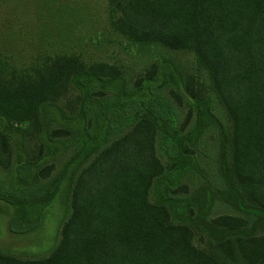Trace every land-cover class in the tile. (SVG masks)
<instances>
[{
    "label": "trees",
    "instance_id": "16d2710c",
    "mask_svg": "<svg viewBox=\"0 0 264 264\" xmlns=\"http://www.w3.org/2000/svg\"><path fill=\"white\" fill-rule=\"evenodd\" d=\"M106 1L111 30L136 45L191 52L209 92L165 59L152 62L132 89L116 66L86 65L72 54L10 68L11 78H0V164L15 153L9 186L0 185V201L11 209L7 229H34L57 198L69 212L47 254L0 250V264H235L237 255L240 264H264V0ZM167 84L186 108L176 128L149 106L153 89ZM70 91L77 104L65 114L58 98ZM212 96L228 127L213 114ZM129 104L140 112L116 122ZM24 121L37 126L33 158L18 126ZM53 122L58 126L50 128ZM215 128L223 185L194 209L197 196L174 195L186 190L181 178L194 166L196 141ZM67 136L75 151L51 176ZM220 198L239 215L209 217ZM195 232L216 245L212 253L194 245Z\"/></svg>",
    "mask_w": 264,
    "mask_h": 264
},
{
    "label": "rangeland",
    "instance_id": "374dc122",
    "mask_svg": "<svg viewBox=\"0 0 264 264\" xmlns=\"http://www.w3.org/2000/svg\"><path fill=\"white\" fill-rule=\"evenodd\" d=\"M54 54L78 56L86 65L102 61L116 66L122 71L130 89H132L134 79L139 77L152 62L159 63L165 59L169 60L184 77L192 76L195 80L204 82L206 94L209 92L205 84V74L196 67L191 52L169 50L159 45H136L111 30L107 21L106 0H0V60L2 63L0 64V78L3 80L11 78L10 68L13 66L19 71V67L29 68L41 64L47 56ZM171 89L173 86L170 84L154 88L149 106L158 116L166 118L169 124L176 128L180 126L186 108L176 103L171 97L169 92ZM70 92L58 98V104L65 114H71L77 104L75 92ZM105 96L108 97V95ZM211 104L213 114L228 127L227 118L213 96ZM139 112L137 107L126 105L117 116L116 122L123 124ZM193 123L194 117L192 116L183 132L190 129ZM18 126L24 128V145L30 158H33L38 145L37 126L34 128L25 121ZM56 126L58 125L53 122L50 128ZM125 128H114L115 133L112 138L123 133ZM65 138L69 140L68 146L53 160L54 170L51 176L58 173L65 159L75 151L74 142L69 136ZM217 141L216 128L209 129L200 135L189 158L194 166L191 170L184 172L181 178V183L186 185V190H179L174 195L178 198L183 197V194H189L191 198L197 196L201 201L197 200L196 203L193 201L194 209L199 208L208 199L209 193L214 195L213 192H218L223 185L217 167L219 155ZM42 148V151L44 148L47 149ZM158 153L163 163L166 164L164 153L160 150ZM14 156L15 153L12 152L8 164ZM8 164H0V185L2 187H8L10 183ZM168 177H170L169 171L165 178ZM158 185L160 184L155 183L153 186L158 187ZM206 188L209 192L204 191ZM153 191L150 193L151 199L154 197ZM10 210L0 201V250L30 258L43 256L53 247L58 238V227L60 222L67 217L69 206L67 201L58 202L57 198L42 212L38 226L25 233L8 231L7 221ZM208 213L209 217L221 214L239 215V212L224 198L213 200ZM231 240L234 242V238ZM193 243L196 247L210 253L215 250L216 246L204 234L196 232ZM234 263H241L238 255Z\"/></svg>",
    "mask_w": 264,
    "mask_h": 264
}]
</instances>
